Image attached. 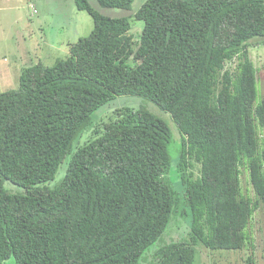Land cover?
Instances as JSON below:
<instances>
[{
	"label": "trees",
	"instance_id": "1",
	"mask_svg": "<svg viewBox=\"0 0 264 264\" xmlns=\"http://www.w3.org/2000/svg\"><path fill=\"white\" fill-rule=\"evenodd\" d=\"M73 2L91 32L0 92V264H194L197 245H251L264 91L248 49L264 42V0H144L134 42L128 17ZM122 96L129 105L110 104ZM150 101L176 126L172 152ZM179 217L186 238L162 242Z\"/></svg>",
	"mask_w": 264,
	"mask_h": 264
},
{
	"label": "rangeland",
	"instance_id": "2",
	"mask_svg": "<svg viewBox=\"0 0 264 264\" xmlns=\"http://www.w3.org/2000/svg\"><path fill=\"white\" fill-rule=\"evenodd\" d=\"M88 1L103 14L128 17L133 42L139 39L143 21L136 20L132 12L144 0H134L129 9L102 8L95 0ZM92 28L91 16L85 11L77 10L73 0H0V92L17 87L21 71L30 64L41 60L45 65L51 66L64 58L68 53V44L80 37H86ZM248 54L257 69L258 88L261 93L264 91V42L251 45ZM128 64H131L130 61ZM235 64L236 60H232L227 66L232 67ZM130 101L131 97L122 96L110 104L123 106L129 105ZM145 106L170 127L172 152L179 144L174 122L168 113L161 111L153 102H147ZM261 135L264 138V129ZM59 170L57 177L61 175L63 168ZM194 172L196 173L195 170ZM240 181L243 192L252 194L247 171L243 168ZM13 190L20 191L18 187ZM185 223L187 226V221L182 217L178 221L170 222L163 232L162 242L186 238L188 230ZM248 233L252 244L248 242L241 250H209L197 245L194 264H264V207L254 212L248 225ZM157 245L156 243L152 247L156 248ZM3 264H14L13 258L6 259Z\"/></svg>",
	"mask_w": 264,
	"mask_h": 264
},
{
	"label": "built area",
	"instance_id": "3",
	"mask_svg": "<svg viewBox=\"0 0 264 264\" xmlns=\"http://www.w3.org/2000/svg\"><path fill=\"white\" fill-rule=\"evenodd\" d=\"M31 7H34V6H31ZM35 10V9H34Z\"/></svg>",
	"mask_w": 264,
	"mask_h": 264
},
{
	"label": "clouds",
	"instance_id": "4",
	"mask_svg": "<svg viewBox=\"0 0 264 264\" xmlns=\"http://www.w3.org/2000/svg\"><path fill=\"white\" fill-rule=\"evenodd\" d=\"M31 6V5H30ZM35 7V6H34Z\"/></svg>",
	"mask_w": 264,
	"mask_h": 264
}]
</instances>
